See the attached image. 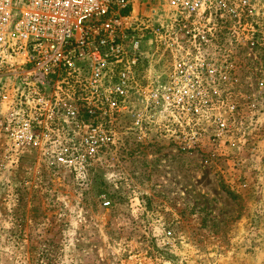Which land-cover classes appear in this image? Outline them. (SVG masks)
<instances>
[{
    "label": "rangeland",
    "instance_id": "374dc122",
    "mask_svg": "<svg viewBox=\"0 0 264 264\" xmlns=\"http://www.w3.org/2000/svg\"><path fill=\"white\" fill-rule=\"evenodd\" d=\"M164 66L148 50L141 81ZM240 66L234 146L124 134L83 169L56 159L82 131H35L34 113L0 106V264H264V54Z\"/></svg>",
    "mask_w": 264,
    "mask_h": 264
},
{
    "label": "built area",
    "instance_id": "2783aa9c",
    "mask_svg": "<svg viewBox=\"0 0 264 264\" xmlns=\"http://www.w3.org/2000/svg\"><path fill=\"white\" fill-rule=\"evenodd\" d=\"M150 49L165 66L143 82ZM263 54L264 0H0L2 111L34 113L35 131H82L80 149L59 142L68 166L85 169L124 134L187 151L236 145L238 67ZM256 87L264 96L263 78Z\"/></svg>",
    "mask_w": 264,
    "mask_h": 264
}]
</instances>
